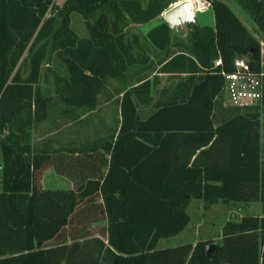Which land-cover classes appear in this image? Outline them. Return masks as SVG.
Returning <instances> with one entry per match:
<instances>
[{
  "label": "trees",
  "instance_id": "16d2710c",
  "mask_svg": "<svg viewBox=\"0 0 264 264\" xmlns=\"http://www.w3.org/2000/svg\"><path fill=\"white\" fill-rule=\"evenodd\" d=\"M207 1L215 25L190 23L182 41L166 19L146 35L128 30L161 16L169 0H0V264H264V55L229 4L248 12L264 38V0ZM74 12L88 36L73 28ZM142 40L163 50L157 62ZM245 54L263 73L262 99L225 105V74ZM54 58L65 74L44 68ZM154 64L181 77L159 89L147 76L119 92L109 136L71 147L33 142L54 97L68 112L95 113L111 79ZM50 72L55 95L41 85ZM51 167L73 186L45 188ZM194 199L261 202L263 212L228 220L210 255L211 240L160 247L191 223Z\"/></svg>",
  "mask_w": 264,
  "mask_h": 264
},
{
  "label": "rangeland",
  "instance_id": "374dc122",
  "mask_svg": "<svg viewBox=\"0 0 264 264\" xmlns=\"http://www.w3.org/2000/svg\"><path fill=\"white\" fill-rule=\"evenodd\" d=\"M58 4H63L66 0H55ZM172 2L179 0H170ZM193 3L199 25L214 26L215 14L212 4L207 0H190ZM233 10L238 14L246 26L254 33V35L261 42L262 54L264 55V38L263 33L258 29L250 14L243 10L236 2H229ZM150 23L143 29L142 27L130 25L128 30L130 34H146L155 25ZM192 24V23H191ZM72 26L81 35L88 36V29L83 16L74 12L72 14ZM190 23H184L173 27L176 40L188 41V34L190 31ZM178 38V39H177ZM174 39V40H175ZM153 55V60L158 61L154 51H150ZM244 57L251 59L250 54H245ZM50 66L51 68L66 73L67 67L54 58L50 65L45 64L44 68ZM135 69V67H133ZM132 69V70H134ZM178 79L181 75L177 76ZM162 85H168L172 88L177 78L170 77L166 80V75H162ZM128 80V79H127ZM118 78H113L109 82V87L100 95V101L95 113L83 115V109H74L70 112L66 110V105L60 98L54 97L51 102L49 110V118L42 124L35 125L32 133V140L34 143L43 144L47 140L51 141L54 147L61 145L71 147L74 145H81L83 141L99 140L109 136L114 128L117 126V121L120 118V94L117 92L119 87L127 85L128 81ZM42 89L51 95L54 92V77L52 72L48 75V80L42 78ZM117 87V88H116ZM161 89V86H158ZM109 93L111 96L109 97ZM225 101V99H223ZM225 104V102H224ZM229 105V104H226ZM54 140V141H53ZM49 143V142H48ZM262 159L264 162V108L262 109ZM3 155L0 149V192L3 191ZM43 184L45 188H70L73 182L66 176L60 175L55 167L47 169L43 176ZM192 220L188 227L178 235L162 238L159 246H174L185 242H191L196 245L199 241H221L222 233L225 223L228 220L240 219L246 213L262 214L263 207L261 202H254L250 204L245 203H224L220 202L213 205H206L203 200L194 199L188 208Z\"/></svg>",
  "mask_w": 264,
  "mask_h": 264
},
{
  "label": "built area",
  "instance_id": "2783aa9c",
  "mask_svg": "<svg viewBox=\"0 0 264 264\" xmlns=\"http://www.w3.org/2000/svg\"><path fill=\"white\" fill-rule=\"evenodd\" d=\"M216 64H222V59ZM234 67V71L225 74L222 93L225 104L240 107L258 104L263 96V73H257L251 60L244 56L235 59Z\"/></svg>",
  "mask_w": 264,
  "mask_h": 264
},
{
  "label": "crops",
  "instance_id": "0c3cea01",
  "mask_svg": "<svg viewBox=\"0 0 264 264\" xmlns=\"http://www.w3.org/2000/svg\"><path fill=\"white\" fill-rule=\"evenodd\" d=\"M170 1V0H169ZM181 1H183V0H179V1H175V2H172V1H170L171 2V5H170V7H172V6H174V5H176V4H178L179 2H181ZM57 2V1H56ZM169 7V8H170ZM168 8V9H169ZM167 9V10H168ZM166 10V11H167ZM165 11V12H166ZM165 12L161 15V16H159V17H157V18H155V19H153V20H151V21H149L148 23H145V24H131V25H133V26H140V27H142L143 29L145 28V26L146 25H149L150 23H154V22H156L157 21V23H156V25H158L159 23H161L164 19H166V17H165ZM167 20V19H166ZM155 25V26H156ZM154 26V27H155ZM172 28H173V26H171ZM147 34V33H146ZM145 34V35H146ZM144 43H146V45H147V47H148V49L146 50V52L148 53V54H150L151 55V58L153 59L154 57H153V55L150 53V51H154L155 52V56H160V57H158V59L159 58H161L162 57V55H163V50H160V49H157V48H155L153 45H152V43L150 42V40H142ZM154 67H155V69L153 70V71H150V70H146L145 69V66H142V65H136V66H132V67H130V69H129V73H128V76H127V78H128V83H127V85H124L123 87H119L118 88V90H117V92L119 93V92H122L125 88H128L129 86H131V85H133V84H137L138 82H140L142 79H144V78H146L147 76H150L149 78H151L152 80L153 79H155L156 77H158V78H156V80H155V87L154 88H158V86H161V88H167L168 87V85H166V84H164V85H162V78H161V76L162 75H166V80H168L170 77H175V78H177L178 79V77L177 76H179V75H177L176 73H168V72H161L160 71V67H161V65L160 64H154L153 65ZM133 67H135V69L133 68ZM132 69H134V70H132ZM110 82V81H109ZM109 82H108V85H107V87H109ZM117 88V87H116ZM111 96V93H109V97ZM120 96V98H121V94L119 95ZM226 105V104H225ZM40 124H42V123H40ZM54 141V140H53ZM62 146V145H61ZM50 169V168H49ZM61 175V174H60Z\"/></svg>",
  "mask_w": 264,
  "mask_h": 264
},
{
  "label": "water",
  "instance_id": "95a60500",
  "mask_svg": "<svg viewBox=\"0 0 264 264\" xmlns=\"http://www.w3.org/2000/svg\"><path fill=\"white\" fill-rule=\"evenodd\" d=\"M165 17L171 26L176 27L184 23L197 24L198 20L193 9V3L190 0H183L170 7L165 12ZM217 247V242H211L206 246V253L210 255Z\"/></svg>",
  "mask_w": 264,
  "mask_h": 264
}]
</instances>
